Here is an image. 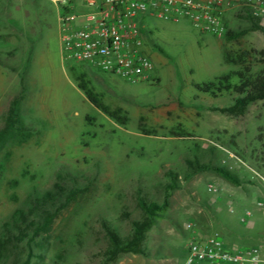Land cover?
Segmentation results:
<instances>
[{
	"label": "rangeland",
	"instance_id": "1",
	"mask_svg": "<svg viewBox=\"0 0 264 264\" xmlns=\"http://www.w3.org/2000/svg\"><path fill=\"white\" fill-rule=\"evenodd\" d=\"M244 11L226 12L221 38L188 19L145 16L155 66L148 79L129 82L64 60L50 0H0V129L17 96L25 127L0 142V264H103L108 228L127 239L146 218L140 197L167 206L146 231V253L110 264H179L197 233L230 249L257 247L264 264V100L240 111L233 94L194 85L240 69L233 61L244 51L252 72L264 68V32ZM81 74L126 123L87 98ZM142 117L153 134L141 131ZM45 210L57 211L47 229Z\"/></svg>",
	"mask_w": 264,
	"mask_h": 264
},
{
	"label": "built area",
	"instance_id": "2",
	"mask_svg": "<svg viewBox=\"0 0 264 264\" xmlns=\"http://www.w3.org/2000/svg\"><path fill=\"white\" fill-rule=\"evenodd\" d=\"M50 1L58 10L64 60L88 64L129 82L146 80L154 70L143 32L147 15L174 22L188 19L200 31L219 38L227 33L225 14L229 10L246 6L255 17L264 18V0ZM209 190H216L212 183ZM258 205L264 209V200ZM262 262L257 247L230 249L219 237L197 233L179 264Z\"/></svg>",
	"mask_w": 264,
	"mask_h": 264
},
{
	"label": "trees",
	"instance_id": "3",
	"mask_svg": "<svg viewBox=\"0 0 264 264\" xmlns=\"http://www.w3.org/2000/svg\"><path fill=\"white\" fill-rule=\"evenodd\" d=\"M245 9L244 15L251 20V28L255 30H262L264 32V21L260 17H255L250 9L246 6H242ZM227 25V22H226ZM228 26V25H227ZM230 34V33H229ZM234 35H237L235 33ZM250 53L244 51L237 55V59L233 61L230 54H225V60L227 62L243 63L244 65L237 70L230 71L223 75L216 77L215 80L195 83V87L202 92L209 93L214 96H218L224 92L234 95L233 109H239L245 111L249 104L258 100H264V68L258 72H252L249 65H245ZM82 64L83 63H78ZM85 75H77V85L85 93L87 98L100 110L106 113L108 116L116 119L121 123H126L129 119L127 115H122V109H112L109 105L103 102L99 93H97L91 86L89 80L84 79ZM236 78V80H234ZM20 102V96L15 97L10 105L9 113L7 116V126L0 129V142L13 130H24L25 127L22 124H18V107ZM90 119L89 117H87ZM140 129L145 134H153L154 130L146 127L144 118L142 117L140 123ZM214 169L226 179L230 180L234 184H240V180L226 167L215 166ZM48 199L52 196L51 193L47 194ZM50 200V199H49ZM141 208L146 212V218L142 221H135L133 227V233L130 238L123 239L121 236L110 227L108 233L111 241V246L106 250L103 264H110L118 259L121 255L133 252V253H146L144 249V240L146 231L152 226L155 221V216L159 211L165 209L167 202L160 204L157 201H146L143 197L139 199ZM57 215V211H44V219L42 227L47 229L50 227L53 219ZM22 216V215H21ZM186 253L184 250L183 256ZM20 264H29V260L26 259Z\"/></svg>",
	"mask_w": 264,
	"mask_h": 264
},
{
	"label": "crops",
	"instance_id": "4",
	"mask_svg": "<svg viewBox=\"0 0 264 264\" xmlns=\"http://www.w3.org/2000/svg\"><path fill=\"white\" fill-rule=\"evenodd\" d=\"M219 38V37H218Z\"/></svg>",
	"mask_w": 264,
	"mask_h": 264
}]
</instances>
